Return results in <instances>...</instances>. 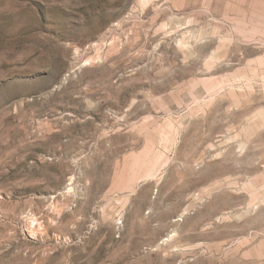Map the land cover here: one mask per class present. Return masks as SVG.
<instances>
[{
    "label": "rangeland",
    "instance_id": "1",
    "mask_svg": "<svg viewBox=\"0 0 264 264\" xmlns=\"http://www.w3.org/2000/svg\"><path fill=\"white\" fill-rule=\"evenodd\" d=\"M0 264H264V0H0Z\"/></svg>",
    "mask_w": 264,
    "mask_h": 264
},
{
    "label": "bare ground",
    "instance_id": "2",
    "mask_svg": "<svg viewBox=\"0 0 264 264\" xmlns=\"http://www.w3.org/2000/svg\"><path fill=\"white\" fill-rule=\"evenodd\" d=\"M200 99V98H199ZM166 148V147H165ZM158 160H160L161 161V159L160 158H158ZM164 163V162H163Z\"/></svg>",
    "mask_w": 264,
    "mask_h": 264
}]
</instances>
